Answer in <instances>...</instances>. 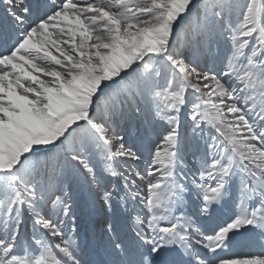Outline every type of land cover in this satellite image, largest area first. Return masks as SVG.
I'll use <instances>...</instances> for the list:
<instances>
[{
	"label": "snow or ice",
	"instance_id": "obj_1",
	"mask_svg": "<svg viewBox=\"0 0 264 264\" xmlns=\"http://www.w3.org/2000/svg\"><path fill=\"white\" fill-rule=\"evenodd\" d=\"M0 264H264V0H0Z\"/></svg>",
	"mask_w": 264,
	"mask_h": 264
}]
</instances>
